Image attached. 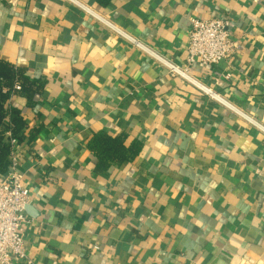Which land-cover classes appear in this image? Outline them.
I'll list each match as a JSON object with an SVG mask.
<instances>
[{
	"label": "crops",
	"instance_id": "1",
	"mask_svg": "<svg viewBox=\"0 0 264 264\" xmlns=\"http://www.w3.org/2000/svg\"><path fill=\"white\" fill-rule=\"evenodd\" d=\"M77 1L0 0V58L41 84L10 100L31 264H264V0ZM220 16L237 50L189 73L227 103L160 59ZM99 133L142 149L104 167Z\"/></svg>",
	"mask_w": 264,
	"mask_h": 264
},
{
	"label": "built area",
	"instance_id": "2",
	"mask_svg": "<svg viewBox=\"0 0 264 264\" xmlns=\"http://www.w3.org/2000/svg\"><path fill=\"white\" fill-rule=\"evenodd\" d=\"M73 1L79 3L77 0ZM80 5L96 15L88 6ZM237 48L238 43L232 38L231 19L228 16L211 19L191 17L186 65L160 59L166 64L171 75H179L212 98L227 103L212 88L193 78L189 73V67L197 62L204 65L216 64L233 55ZM16 89H20V85L17 84ZM8 134L12 146L11 163L7 173H0V264H17L21 260L31 264L32 260L26 253L21 232V225L27 219L26 208L30 200V192L24 185L22 175L16 169V152L20 140L10 132Z\"/></svg>",
	"mask_w": 264,
	"mask_h": 264
},
{
	"label": "trees",
	"instance_id": "3",
	"mask_svg": "<svg viewBox=\"0 0 264 264\" xmlns=\"http://www.w3.org/2000/svg\"><path fill=\"white\" fill-rule=\"evenodd\" d=\"M20 89H16V85ZM41 84L34 82L27 76L24 68L0 58V173L8 172L11 163L12 146L10 135L25 137L24 131L28 122L20 108L10 105L15 95L23 96L33 104L35 95L39 92ZM126 135L110 136L105 133L95 135L89 142L90 149L99 157L101 165L109 166L111 163H121L135 158L142 149L140 142L126 145Z\"/></svg>",
	"mask_w": 264,
	"mask_h": 264
}]
</instances>
